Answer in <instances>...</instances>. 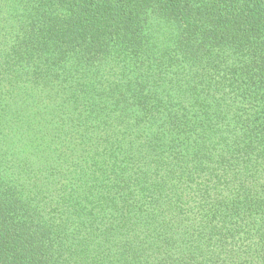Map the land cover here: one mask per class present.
Here are the masks:
<instances>
[{
	"label": "trees",
	"instance_id": "1",
	"mask_svg": "<svg viewBox=\"0 0 264 264\" xmlns=\"http://www.w3.org/2000/svg\"><path fill=\"white\" fill-rule=\"evenodd\" d=\"M0 264H264V0H0Z\"/></svg>",
	"mask_w": 264,
	"mask_h": 264
}]
</instances>
